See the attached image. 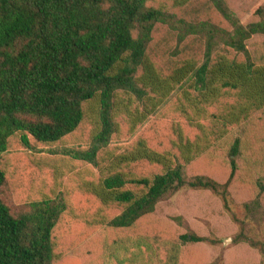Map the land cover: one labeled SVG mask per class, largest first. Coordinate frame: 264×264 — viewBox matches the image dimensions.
<instances>
[{
  "label": "trees",
  "instance_id": "16d2710c",
  "mask_svg": "<svg viewBox=\"0 0 264 264\" xmlns=\"http://www.w3.org/2000/svg\"><path fill=\"white\" fill-rule=\"evenodd\" d=\"M258 36L264 4L244 19L232 0H0V264H64L98 231L108 258L188 264V246L214 240L135 230L184 188L230 211L243 184L263 220ZM209 157L227 180L188 171ZM234 242L264 257L246 224Z\"/></svg>",
  "mask_w": 264,
  "mask_h": 264
},
{
  "label": "rangeland",
  "instance_id": "374dc122",
  "mask_svg": "<svg viewBox=\"0 0 264 264\" xmlns=\"http://www.w3.org/2000/svg\"><path fill=\"white\" fill-rule=\"evenodd\" d=\"M232 1L244 14V19L252 14L256 6L264 4V0ZM207 12L206 10L203 14ZM163 36L164 34L161 33L157 37V42H160ZM191 41L194 42L193 39L188 42ZM160 43L171 48L176 46V40L171 37H164ZM194 43L190 47L199 50L200 44L197 41ZM249 45L251 48H257L259 53L264 55V36L253 38ZM188 171L203 172L220 181L227 180L230 175L228 160L219 157L202 159L189 167ZM251 198L249 188L234 183L230 191L229 211L225 208L222 199L210 190L184 188L161 202L156 211L143 218L135 230L159 236L178 235L193 230L214 240V242L208 240L188 246L187 254L183 256V260L188 264H262L264 257L258 250L242 242H234L244 224L249 235L264 239V219L258 220L261 216L249 215L244 205ZM75 200L78 206H84L88 205L91 199L80 196ZM79 229L81 227L77 226V230ZM122 234L111 233L110 237L114 238ZM73 238L74 236L71 240ZM106 238L107 234L96 232L81 246L71 251V259L64 264H126L120 250L117 251L116 256L111 255L112 258L101 254Z\"/></svg>",
  "mask_w": 264,
  "mask_h": 264
}]
</instances>
